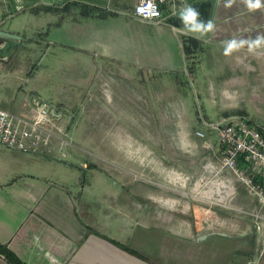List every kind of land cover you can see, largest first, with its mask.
I'll return each mask as SVG.
<instances>
[{
    "label": "crops",
    "instance_id": "obj_1",
    "mask_svg": "<svg viewBox=\"0 0 264 264\" xmlns=\"http://www.w3.org/2000/svg\"><path fill=\"white\" fill-rule=\"evenodd\" d=\"M136 1H14L19 12L42 5L45 13L37 11L32 45L26 25L0 27L23 37L13 55L0 57V107L32 119V98L41 97L57 110L72 144L53 139L37 152H24L0 143V243L24 264H264V217L259 229L253 215L264 216V204L230 169L221 173L220 188L214 182L201 186L202 177H213L222 147L217 129L199 127L185 104L188 92L179 78L184 55L199 45L173 14L182 0H167L163 17L154 20L132 13ZM186 2L202 19L215 20V32L203 40L222 49L233 37L264 35V9L249 11L241 0L230 8L224 0ZM109 10L114 13L105 16ZM67 12L68 43L53 57L43 51L41 18ZM79 14L96 24L85 30ZM93 56L119 62V79L113 72L98 79L100 62ZM121 82L132 100L118 90ZM92 86L98 88L96 103L90 102ZM144 96L165 98L156 123L138 107ZM90 109L97 114L90 118L98 120L95 131L83 129ZM91 132L101 137L97 146L110 151L117 169L107 171L86 155ZM121 169L133 175L123 177ZM0 264H11L2 253Z\"/></svg>",
    "mask_w": 264,
    "mask_h": 264
},
{
    "label": "rangeland",
    "instance_id": "obj_2",
    "mask_svg": "<svg viewBox=\"0 0 264 264\" xmlns=\"http://www.w3.org/2000/svg\"><path fill=\"white\" fill-rule=\"evenodd\" d=\"M12 1L14 3L15 0ZM14 7L16 9L15 5ZM41 9L45 13L44 7L39 5L34 11L28 8L19 12V9L18 12L12 16H3L1 18L5 19L3 26L20 29L21 26L26 25L27 30H24L26 41L29 45H32V29L36 27L37 22H40V14H38L37 11ZM110 13L114 12L109 10L106 12L105 16ZM71 14V12H67L64 17L59 15H45L41 18V22L43 23V34H46L41 43L44 52H48L51 56L53 55V57H56L58 51L62 50L64 42L66 41L68 43V40H65V25L63 24H65L64 18L71 16ZM4 15L6 14L4 13ZM83 15L79 14L78 19L82 20L85 30H89L88 28L91 27V23L95 25L96 22ZM260 32L264 34V29ZM256 36V34H251V39H255ZM187 41H190L189 37H187ZM193 42L197 43L199 48L192 53L188 51L186 55H184V72L180 74L179 78L182 80L181 84L186 87L189 93L185 95L187 109L192 115H197L198 117L196 124H199V127L206 131H211V124L209 125L208 123L220 121L224 117L230 115L244 114L264 127V48L258 50L259 53H262L259 55L246 51L244 53H234L232 57H225L223 55L222 45L219 42L215 43L206 39H195ZM93 57L95 58L94 62H100L98 79H101L100 77L103 75L108 76L106 72H113L116 79H119L117 77L119 76L118 71L123 67L119 62L109 57ZM111 68L116 69V72ZM91 76V79H93L94 73ZM96 76L97 74L95 77ZM109 80L111 83L118 85L117 81L111 78H109ZM92 82L94 81L91 80L90 85ZM123 85L124 84L121 82L120 87L122 88L119 87L118 90L121 94L129 97L131 89L123 87ZM93 87L94 86L89 88V93L91 94L90 102L93 101L96 103L98 101V88L97 86ZM134 97H129V99H133ZM140 101L142 104L138 105V107L147 118L153 119L154 123L161 120L165 98L160 96L159 100H153L144 96L142 100L138 99L137 103ZM89 107L91 109L96 108L94 105H89ZM91 109L86 112L87 121L83 129L89 128L91 131H95V125H97L98 120L95 119V121L90 118L92 114L97 117V114L91 111ZM205 119L210 122L206 123L207 120L205 122ZM146 121L147 120H143V122ZM177 121L178 120H171L170 123L173 124ZM150 124L151 122L149 121L148 125ZM72 133L76 140L81 141V137L74 131H72ZM89 137L91 138V141H89L90 143L84 145L86 155L91 160L99 162L107 171H112L115 167L117 169V166L111 162L112 156L110 151L97 146V140L101 137L92 132ZM92 139L95 141L93 142ZM121 171L123 177H129L128 175L131 174V172L127 170V174L123 169H121ZM124 190H129L128 184L124 186Z\"/></svg>",
    "mask_w": 264,
    "mask_h": 264
},
{
    "label": "built area",
    "instance_id": "obj_3",
    "mask_svg": "<svg viewBox=\"0 0 264 264\" xmlns=\"http://www.w3.org/2000/svg\"><path fill=\"white\" fill-rule=\"evenodd\" d=\"M55 1L57 3L94 2L102 5L104 2L108 4L110 0ZM166 2L167 0H137L132 13L145 20L161 19ZM21 8V5L14 4L12 0H0L2 16H12ZM4 20L0 19V27ZM32 100L36 107L32 119L0 107V143L24 152H37L41 144H50L53 139L72 144L68 132L58 125L57 110L39 96L34 95ZM211 127L218 131L222 153L218 165L213 167V177H202L201 186L214 182L215 186L220 188L223 184L221 173L224 169H230L264 204V127L244 114L224 117L211 124ZM197 133L205 136L203 131ZM240 159L247 164L246 168L240 165ZM253 215L256 218L257 228L260 229L262 225L260 218L264 216L259 213Z\"/></svg>",
    "mask_w": 264,
    "mask_h": 264
},
{
    "label": "clouds",
    "instance_id": "obj_4",
    "mask_svg": "<svg viewBox=\"0 0 264 264\" xmlns=\"http://www.w3.org/2000/svg\"><path fill=\"white\" fill-rule=\"evenodd\" d=\"M218 4L220 0H217ZM236 0H224V7L230 8ZM249 11L264 9V0H241ZM175 8V5H173ZM177 15L183 25L181 31L184 34L191 35L196 39H204L209 33H214L216 30V22L214 19L204 20L201 18L199 10L186 0H182ZM247 47L250 53H259L258 50L264 48V35H258L255 39H242L233 37L232 39L223 42V55L232 57L234 53L240 52L241 49Z\"/></svg>",
    "mask_w": 264,
    "mask_h": 264
},
{
    "label": "water",
    "instance_id": "obj_5",
    "mask_svg": "<svg viewBox=\"0 0 264 264\" xmlns=\"http://www.w3.org/2000/svg\"><path fill=\"white\" fill-rule=\"evenodd\" d=\"M23 37L20 33L0 29V41L4 42L0 46V57L13 55L20 46Z\"/></svg>",
    "mask_w": 264,
    "mask_h": 264
},
{
    "label": "trees",
    "instance_id": "obj_6",
    "mask_svg": "<svg viewBox=\"0 0 264 264\" xmlns=\"http://www.w3.org/2000/svg\"><path fill=\"white\" fill-rule=\"evenodd\" d=\"M0 253H2L11 264H24L11 249L2 243H0Z\"/></svg>",
    "mask_w": 264,
    "mask_h": 264
}]
</instances>
